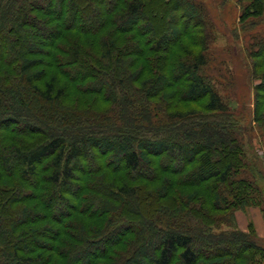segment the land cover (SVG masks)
<instances>
[{"label": "trees", "instance_id": "16d2710c", "mask_svg": "<svg viewBox=\"0 0 264 264\" xmlns=\"http://www.w3.org/2000/svg\"><path fill=\"white\" fill-rule=\"evenodd\" d=\"M209 17L199 0H0V264H263L234 214L262 207L264 171L206 76ZM249 56L264 132V36Z\"/></svg>", "mask_w": 264, "mask_h": 264}, {"label": "rangeland", "instance_id": "374dc122", "mask_svg": "<svg viewBox=\"0 0 264 264\" xmlns=\"http://www.w3.org/2000/svg\"><path fill=\"white\" fill-rule=\"evenodd\" d=\"M199 1L204 3L210 15L208 23L212 36L210 39L213 41L209 46L210 55L209 65L205 71L206 76L223 100L230 104L236 116L242 120V127L250 131L247 142L251 149L248 148L247 151L259 157L260 167L264 171V132L253 123L254 89L258 80L253 75V63L249 56V47L254 37L264 36V17L251 18L248 24L244 22V7L252 0ZM97 79L105 80L104 77ZM83 99H87L86 103H83ZM63 103L81 108L93 107L97 111L109 108V105L102 103L94 96L84 98L76 91H71ZM156 209L154 208V211ZM234 219L238 231L247 234L255 233L264 244V204L262 207L250 206L237 211ZM221 230L230 232L232 229L221 225L218 231ZM207 250L210 253L213 252L212 249ZM208 251L207 255H209Z\"/></svg>", "mask_w": 264, "mask_h": 264}]
</instances>
